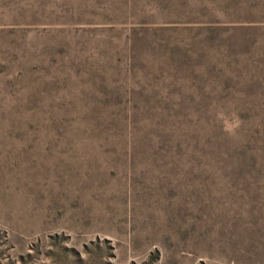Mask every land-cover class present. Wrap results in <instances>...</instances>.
Masks as SVG:
<instances>
[{
    "label": "rangeland",
    "instance_id": "obj_1",
    "mask_svg": "<svg viewBox=\"0 0 264 264\" xmlns=\"http://www.w3.org/2000/svg\"><path fill=\"white\" fill-rule=\"evenodd\" d=\"M0 264H264V0H0Z\"/></svg>",
    "mask_w": 264,
    "mask_h": 264
},
{
    "label": "clouds",
    "instance_id": "obj_2",
    "mask_svg": "<svg viewBox=\"0 0 264 264\" xmlns=\"http://www.w3.org/2000/svg\"><path fill=\"white\" fill-rule=\"evenodd\" d=\"M236 126L238 127V121H237V125Z\"/></svg>",
    "mask_w": 264,
    "mask_h": 264
}]
</instances>
